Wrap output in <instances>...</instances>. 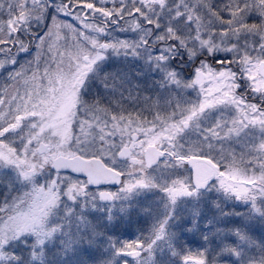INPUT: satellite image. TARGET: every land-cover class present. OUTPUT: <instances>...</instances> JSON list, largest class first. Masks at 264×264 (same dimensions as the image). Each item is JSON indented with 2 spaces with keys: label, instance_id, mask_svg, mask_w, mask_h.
Listing matches in <instances>:
<instances>
[{
  "label": "snow or ice",
  "instance_id": "1",
  "mask_svg": "<svg viewBox=\"0 0 264 264\" xmlns=\"http://www.w3.org/2000/svg\"><path fill=\"white\" fill-rule=\"evenodd\" d=\"M0 264H264V0H0Z\"/></svg>",
  "mask_w": 264,
  "mask_h": 264
}]
</instances>
